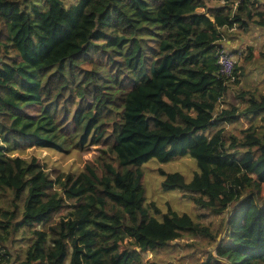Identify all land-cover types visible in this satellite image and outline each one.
<instances>
[{
	"label": "trees",
	"instance_id": "obj_1",
	"mask_svg": "<svg viewBox=\"0 0 264 264\" xmlns=\"http://www.w3.org/2000/svg\"><path fill=\"white\" fill-rule=\"evenodd\" d=\"M253 26L264 0H0V264H162L185 234L194 264H264V89L229 96L254 47L217 63ZM32 146L91 156L51 172ZM183 155L162 187L207 224L147 200L142 162Z\"/></svg>",
	"mask_w": 264,
	"mask_h": 264
},
{
	"label": "rangeland",
	"instance_id": "obj_2",
	"mask_svg": "<svg viewBox=\"0 0 264 264\" xmlns=\"http://www.w3.org/2000/svg\"><path fill=\"white\" fill-rule=\"evenodd\" d=\"M66 2L74 0H64ZM67 4V3H66ZM231 33L227 34V41L224 45L226 49L232 53L235 61H240L241 57L247 52V45H253L252 59L242 68L239 77V83H231L229 87V96L232 98L235 93V88L243 86L248 89H264V58L260 54V51L264 50V33L258 26H253L248 30H242L234 27ZM235 49V50H234ZM237 49V50H236ZM241 53V54H240ZM240 71V70H239ZM262 122L258 119V123ZM243 125H246V120H243ZM16 153L24 156H36L39 161L47 166L49 171H53L52 168L59 167L64 170L78 171L86 158L91 156V152L81 153L76 149L70 152H63L52 148L45 147H26ZM141 166L144 169V183L145 193L147 200H153L156 202L158 208L161 211L167 210L168 207L179 211L187 212L194 219L200 218L204 223H208L211 218L206 216H198L200 209L196 204L187 196L182 194L179 189H164L162 187L163 174L159 169L166 171H180L186 180H190L194 170L197 169L195 159L189 155L178 156L169 161H159L155 157H150L146 161L142 162ZM12 203V198L9 196L7 200L2 201V205L9 206ZM217 220V218H214ZM190 241L197 242L196 244H188ZM205 245L203 236H192L185 234L183 237L173 241L175 247H166L153 250L144 254L145 259H154L162 264H194L201 258V253L196 247ZM213 246L211 244L208 247Z\"/></svg>",
	"mask_w": 264,
	"mask_h": 264
},
{
	"label": "built area",
	"instance_id": "obj_3",
	"mask_svg": "<svg viewBox=\"0 0 264 264\" xmlns=\"http://www.w3.org/2000/svg\"><path fill=\"white\" fill-rule=\"evenodd\" d=\"M235 59L232 56V53L225 47H222L218 54L217 63L219 66V71L230 74L233 70Z\"/></svg>",
	"mask_w": 264,
	"mask_h": 264
}]
</instances>
